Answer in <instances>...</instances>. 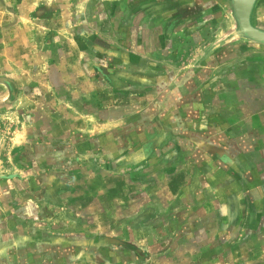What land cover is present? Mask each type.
Listing matches in <instances>:
<instances>
[{
	"label": "crops",
	"instance_id": "obj_1",
	"mask_svg": "<svg viewBox=\"0 0 264 264\" xmlns=\"http://www.w3.org/2000/svg\"><path fill=\"white\" fill-rule=\"evenodd\" d=\"M232 4L264 33V0L92 1L79 126L0 171V264H264V44Z\"/></svg>",
	"mask_w": 264,
	"mask_h": 264
},
{
	"label": "rangeland",
	"instance_id": "obj_2",
	"mask_svg": "<svg viewBox=\"0 0 264 264\" xmlns=\"http://www.w3.org/2000/svg\"><path fill=\"white\" fill-rule=\"evenodd\" d=\"M92 1L0 0V171L12 169L27 135L65 136L79 126L64 122L63 86L78 68V36ZM162 256L150 264L178 263L172 251Z\"/></svg>",
	"mask_w": 264,
	"mask_h": 264
},
{
	"label": "water",
	"instance_id": "obj_3",
	"mask_svg": "<svg viewBox=\"0 0 264 264\" xmlns=\"http://www.w3.org/2000/svg\"><path fill=\"white\" fill-rule=\"evenodd\" d=\"M255 2H256V0H254V3ZM251 7H252V5L248 4L245 7V9L241 10L240 13H237L239 21L241 23L240 24L241 25V29L243 30L244 34L247 37H249L250 39H252V40H254L256 42L264 44V33L254 29L250 25L249 16H250Z\"/></svg>",
	"mask_w": 264,
	"mask_h": 264
},
{
	"label": "flooded vegetation",
	"instance_id": "obj_4",
	"mask_svg": "<svg viewBox=\"0 0 264 264\" xmlns=\"http://www.w3.org/2000/svg\"><path fill=\"white\" fill-rule=\"evenodd\" d=\"M232 3H233V0H232ZM235 3V2H234ZM232 7L234 8V10H236V11H240L241 12V10H242V7H240V5H238V6H236L235 7V5L233 6V4H232ZM239 11H238V13H239ZM236 14H235V20H236V22L238 23V25H239V27H240V31H241V33L242 34H244V32H243V30L241 29V23H240V21H239V18H238V14H237V12H235Z\"/></svg>",
	"mask_w": 264,
	"mask_h": 264
}]
</instances>
